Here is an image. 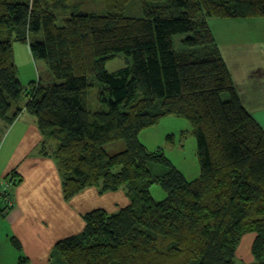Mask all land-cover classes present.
<instances>
[{
	"label": "trees",
	"instance_id": "trees-1",
	"mask_svg": "<svg viewBox=\"0 0 264 264\" xmlns=\"http://www.w3.org/2000/svg\"><path fill=\"white\" fill-rule=\"evenodd\" d=\"M129 1L104 0V14L72 13L59 25L56 11L69 0H0V31L10 33L0 39V119L12 123L26 93V110L57 141L64 197L100 185L130 198L117 212H87L83 231L56 243L51 264H238V246L250 233L253 256L264 263V128L237 95L209 23L264 18V0H140L138 18L124 14ZM12 32L61 82L25 87ZM181 33L189 35L177 49ZM120 53L132 65L108 71L105 63ZM91 76L103 84L108 110L88 107ZM166 115L192 125L201 169L195 179L139 139ZM120 140L124 150L106 149ZM149 162L170 170L154 176ZM0 179L21 181L15 170ZM155 183L165 199L152 195Z\"/></svg>",
	"mask_w": 264,
	"mask_h": 264
},
{
	"label": "crops",
	"instance_id": "crops-1",
	"mask_svg": "<svg viewBox=\"0 0 264 264\" xmlns=\"http://www.w3.org/2000/svg\"><path fill=\"white\" fill-rule=\"evenodd\" d=\"M215 19H210V27L237 95L264 128V18ZM28 100L12 123L0 119V178L15 170L21 180L12 189V208L0 212V264H10L1 250L2 238L10 242L7 248L17 250L6 249L15 258L13 264H51L56 243L81 233L87 212L101 208L113 213L130 203L125 190L103 192L97 186L87 187L69 200L64 197L65 174L54 156L57 142L43 135L37 118L25 108ZM12 237L20 242V249L13 245ZM255 238L254 233L242 238L236 256L240 264H264L253 256Z\"/></svg>",
	"mask_w": 264,
	"mask_h": 264
},
{
	"label": "rangeland",
	"instance_id": "rangeland-1",
	"mask_svg": "<svg viewBox=\"0 0 264 264\" xmlns=\"http://www.w3.org/2000/svg\"><path fill=\"white\" fill-rule=\"evenodd\" d=\"M106 11L107 10L104 0H69L68 6L56 11L59 17L57 23L62 25L63 19L70 16L72 13L83 12L104 14ZM123 12L125 15L130 17H142L143 9L140 0H130L125 5ZM219 19L220 18H216L215 20ZM218 30H220V28H218ZM15 34V32L11 33L14 57L18 69V76L23 80L25 87L32 89L31 82L33 81H41L44 85H52L54 83L61 82L60 79L54 76L53 72L44 60L35 59L34 61L29 44L16 40L14 37ZM7 35L10 36V33L0 31V39ZM188 35L189 33H181L174 36V43L177 49L182 47V40ZM31 37L34 38V34H31ZM131 65L132 59L126 54L120 53L116 57L108 60L105 63V68L110 72H114ZM91 81L93 86L90 88L87 94L88 107L95 111L108 110V104L100 99V92L102 90L103 84L96 78V76H91ZM224 95V97H228L227 93ZM138 96H140V94H138ZM27 99L28 95L24 93L18 103V106L23 107ZM157 103L158 107H160L161 99H158ZM32 117L34 116L32 115ZM5 125L8 126L7 124ZM1 129L2 128H0V130ZM139 139L147 146L150 151H155L159 148L163 149L166 157L171 161L175 168L186 175L189 180L199 177L201 169L198 156L197 138L193 134L192 125L187 118L177 115L163 116L159 123L143 130L139 136ZM51 140L55 141L53 139ZM106 149L110 153H117L125 149V142L120 140L107 144ZM2 153L3 150L0 151V166L2 164ZM149 167L154 176L165 174L170 170L169 166L155 162H149ZM141 184L143 183L141 182ZM15 186L16 185H12L10 187L9 195H11L12 189ZM97 187H101L102 189V186L100 185ZM150 191L156 200L160 201L167 197V191L159 184L155 183L151 185ZM132 195L135 196V192H133ZM9 246L10 242H7L2 238V253L3 255L7 254L6 256H8V260L6 262L13 264L15 262L13 261L15 258H13V256L10 254V251H7L6 249H12V253H15V251L17 252V250H15L12 246V248H7ZM0 259H2V255H0ZM236 262L240 264V261L237 258ZM53 263L57 264L56 259L53 260Z\"/></svg>",
	"mask_w": 264,
	"mask_h": 264
},
{
	"label": "built area",
	"instance_id": "built-area-1",
	"mask_svg": "<svg viewBox=\"0 0 264 264\" xmlns=\"http://www.w3.org/2000/svg\"><path fill=\"white\" fill-rule=\"evenodd\" d=\"M13 185L8 179H0V201L4 206L1 213H7L12 206L11 195H9V189Z\"/></svg>",
	"mask_w": 264,
	"mask_h": 264
}]
</instances>
